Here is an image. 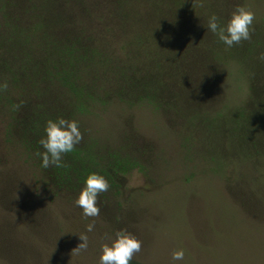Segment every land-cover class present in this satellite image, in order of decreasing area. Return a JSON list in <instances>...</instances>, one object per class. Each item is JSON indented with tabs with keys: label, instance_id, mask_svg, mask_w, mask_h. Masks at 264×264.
Returning <instances> with one entry per match:
<instances>
[{
	"label": "rangeland",
	"instance_id": "1",
	"mask_svg": "<svg viewBox=\"0 0 264 264\" xmlns=\"http://www.w3.org/2000/svg\"><path fill=\"white\" fill-rule=\"evenodd\" d=\"M187 1L183 31L196 41L178 37L180 55L174 38L156 41L173 60L171 70L162 59L160 108L109 95L77 119L78 146L93 141L134 163L98 194L97 216L83 217L78 192L42 176L0 105V264H98L100 244L120 228L141 242L130 264H264V0ZM237 4L254 20L250 38L228 48L206 21L215 13L222 23ZM89 222L88 247L76 251ZM176 249L183 261H171Z\"/></svg>",
	"mask_w": 264,
	"mask_h": 264
},
{
	"label": "trees",
	"instance_id": "2",
	"mask_svg": "<svg viewBox=\"0 0 264 264\" xmlns=\"http://www.w3.org/2000/svg\"><path fill=\"white\" fill-rule=\"evenodd\" d=\"M188 5L187 0H0V82L17 90L16 99L7 88L0 90V105L14 113L11 125L49 184L76 193L84 176L94 172L109 189L117 188L114 179L134 166L131 158L101 154L90 141L63 154V167L42 169L37 141L47 119L77 121L92 115L109 95L124 104L146 100L158 110L159 76L173 60L156 41L174 38L181 54L179 38L187 35L182 9ZM155 18L174 26L159 33Z\"/></svg>",
	"mask_w": 264,
	"mask_h": 264
},
{
	"label": "clouds",
	"instance_id": "3",
	"mask_svg": "<svg viewBox=\"0 0 264 264\" xmlns=\"http://www.w3.org/2000/svg\"><path fill=\"white\" fill-rule=\"evenodd\" d=\"M254 20V13L244 5L237 4L222 23L215 13L207 17L206 28L214 34L218 41L231 48L234 44L248 40ZM260 59L264 60V54ZM7 87L6 82H0V90ZM81 132L75 120L56 117L47 119L43 128V135L37 141L40 151L35 153L39 157L40 167L47 169L50 165L63 167L62 155L73 151L74 146L81 141ZM107 180L100 174L90 172L83 178V186L79 189L74 204L82 210L83 217L98 215L97 196L107 191ZM94 223L85 225L84 232L78 238L80 243L74 248L76 251L88 247V236L85 233L93 231ZM141 242L125 228L114 230L108 243H101L98 264H130L133 254L139 252ZM171 261H183L184 250L176 249L171 252Z\"/></svg>",
	"mask_w": 264,
	"mask_h": 264
}]
</instances>
